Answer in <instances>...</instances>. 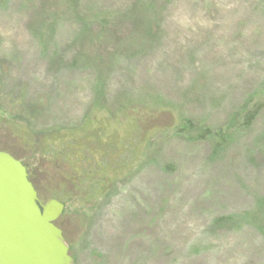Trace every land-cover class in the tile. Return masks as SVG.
Listing matches in <instances>:
<instances>
[{
	"label": "rangeland",
	"instance_id": "1",
	"mask_svg": "<svg viewBox=\"0 0 264 264\" xmlns=\"http://www.w3.org/2000/svg\"><path fill=\"white\" fill-rule=\"evenodd\" d=\"M139 1L0 0V152L64 206L73 264H264V0H155L158 24H97ZM234 118L227 142L175 127L224 134ZM91 121L130 163L92 203L50 161L60 131Z\"/></svg>",
	"mask_w": 264,
	"mask_h": 264
},
{
	"label": "water",
	"instance_id": "2",
	"mask_svg": "<svg viewBox=\"0 0 264 264\" xmlns=\"http://www.w3.org/2000/svg\"><path fill=\"white\" fill-rule=\"evenodd\" d=\"M63 212L55 200L43 205L27 169L0 152V264H73L54 225Z\"/></svg>",
	"mask_w": 264,
	"mask_h": 264
},
{
	"label": "trees",
	"instance_id": "3",
	"mask_svg": "<svg viewBox=\"0 0 264 264\" xmlns=\"http://www.w3.org/2000/svg\"><path fill=\"white\" fill-rule=\"evenodd\" d=\"M154 3L155 0H140L138 5L131 6L133 9V11L131 12L138 13V15H133V14L130 15L128 14L130 13L128 10L125 11L114 10L111 13H108L104 16L97 17L96 18L97 24H115L118 21H128L130 22V24H158L157 22L152 23L153 21H156L155 16L159 14L158 10H156L155 8ZM61 5L63 4L59 3V6ZM140 13H142V15H140ZM262 107L259 104L256 108H252L250 112H247L244 115L245 126H248L252 120L254 121L256 119ZM235 121L236 118H234L232 120V123L226 127V129L224 130L225 132L224 134L221 133L220 131L210 132L208 129L204 128L202 124H193L189 122V120L187 121L185 120V123L181 125L178 124L175 127L177 128L178 132L181 135H183L185 138L189 140H199L200 138L208 139L214 136L216 139L220 140L221 142H227L231 140L232 133H234V131L237 128L235 126L236 124ZM92 123L93 121H91L90 124L86 127V129H84L85 132H87L86 135L89 134V136L84 135L83 137H77L76 135H70L68 133H63L60 131L59 135L57 134L55 136L58 140V143L56 141L50 144L54 148L52 154V157L54 158H52L50 161L53 163L55 162V164L58 163L59 164L58 166H61L62 169L63 168L65 169L67 167L70 170H72V174L70 176V177L73 176V178H71L72 181H70L71 184L74 186L75 189H77L78 186H83L85 188V192H86L85 195L87 197V200L91 203L97 202L103 195L106 194L107 191L111 189V187H113V185L115 186L116 184H118L119 182L118 178L122 175V172L124 170L125 172H127V170H130V163L128 161L125 162L121 154L120 156H117L118 153L114 154L113 157L116 158H113L112 156L109 155V152L116 148L112 144L113 142L111 139L112 137L103 136L102 138H100L103 134L102 127L99 126V129L94 131L91 129L90 126L92 125ZM95 123H99V121L97 120ZM20 133L22 134V132ZM154 133L158 134V131ZM46 139L47 141H49L50 138H46ZM25 144H28V141ZM45 144H47V142L44 141L43 145ZM82 145H85V149L87 151L86 156L85 155L80 156V153L83 151ZM90 145H92L93 148L90 149ZM70 147L74 151L73 153L68 152ZM93 149H99L97 151L102 152L101 161L100 160L96 161L94 159L95 157L93 155ZM42 152L46 156V153L50 152V149L49 148L48 150L44 149V151ZM86 157L89 158L90 165L91 164L93 165L92 167H95L96 164L109 163L111 168L108 171H106L104 174L96 173L95 169H93V171L86 173L83 171L84 167H82L80 163L82 160L87 161ZM75 167H78L79 169L78 173L75 172ZM26 169L29 175V181L31 182L30 171L28 170L27 167ZM69 249L71 253V248Z\"/></svg>",
	"mask_w": 264,
	"mask_h": 264
},
{
	"label": "flooded vegetation",
	"instance_id": "4",
	"mask_svg": "<svg viewBox=\"0 0 264 264\" xmlns=\"http://www.w3.org/2000/svg\"><path fill=\"white\" fill-rule=\"evenodd\" d=\"M40 200V199H39ZM40 202H41V200H40ZM42 203V202H41ZM62 235H63V233H62ZM63 238H64V236H63ZM64 241H65V238H64ZM65 243H66V241H65ZM67 245V244H66ZM68 256L70 257V249H69V247H68Z\"/></svg>",
	"mask_w": 264,
	"mask_h": 264
}]
</instances>
